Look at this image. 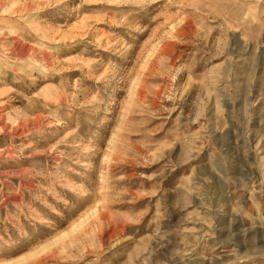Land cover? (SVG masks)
Wrapping results in <instances>:
<instances>
[{"label": "rangeland", "instance_id": "1", "mask_svg": "<svg viewBox=\"0 0 264 264\" xmlns=\"http://www.w3.org/2000/svg\"><path fill=\"white\" fill-rule=\"evenodd\" d=\"M0 264H264V0H0Z\"/></svg>", "mask_w": 264, "mask_h": 264}, {"label": "bare ground", "instance_id": "2", "mask_svg": "<svg viewBox=\"0 0 264 264\" xmlns=\"http://www.w3.org/2000/svg\"><path fill=\"white\" fill-rule=\"evenodd\" d=\"M4 126V124H2Z\"/></svg>", "mask_w": 264, "mask_h": 264}]
</instances>
